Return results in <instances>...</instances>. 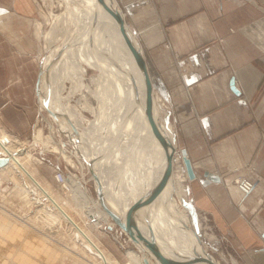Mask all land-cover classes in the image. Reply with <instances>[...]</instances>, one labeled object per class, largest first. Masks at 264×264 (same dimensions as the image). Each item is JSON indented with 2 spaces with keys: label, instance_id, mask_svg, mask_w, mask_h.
Segmentation results:
<instances>
[{
  "label": "bare ground",
  "instance_id": "obj_1",
  "mask_svg": "<svg viewBox=\"0 0 264 264\" xmlns=\"http://www.w3.org/2000/svg\"><path fill=\"white\" fill-rule=\"evenodd\" d=\"M50 1V4L55 3L53 6L55 5L59 12L51 14L50 28L43 35L46 45L38 56L41 57L43 51L47 53L42 57L41 74L39 72L37 78L38 86H41L42 91H40L42 100L40 107L43 110H50L58 129L63 128L74 141L75 147L78 148L76 147L77 152H73L71 156L76 158L82 169L85 164L91 170L90 178L95 179L97 183L95 184L100 186L104 201L102 203L100 198L89 194L84 174L75 181L70 177V180L72 178L70 182L74 185L71 192L75 201L74 205L78 209V217L92 220L95 227L103 226L104 223L113 227L117 224L109 216L107 210H111L119 215L122 222H126L128 208L140 196L150 192L163 177L170 158V178L154 201L138 207L137 228L144 239H150L151 232L162 250L176 259L183 260L195 255L215 259L207 249L209 245L200 240V235L203 234L200 223L195 226L198 235L193 231L189 209L184 204L186 203L183 197L185 190L181 186V183L189 179L181 154V163H179L176 151L171 154L169 146L153 132L149 125L144 109L143 77L118 31L117 24L97 0ZM106 1L123 16L132 39L142 50L136 34L127 24L117 1ZM35 33L42 36L40 23H37ZM90 69L95 70V73L86 77ZM67 82L73 84L74 89L82 88L80 98L76 100L79 109L69 105L62 96ZM89 97L96 102H91L92 99L89 100ZM153 104V112L160 130L167 139L171 140L172 136L166 130L164 121L168 111L159 105L154 92ZM81 109L88 110L93 117H84L79 113ZM2 128L0 126V158L7 161L0 166V172H5L6 177L15 183V187L20 193H24L25 197L34 190L37 196L34 197L35 200H31L32 203L36 200L38 202L40 197L45 198V201L36 209V214L43 212L44 215H48H45L42 220L36 216L35 219L40 221L48 231L52 229V226L65 227L89 250V253L91 252L97 258L100 264H117L116 260L100 248L87 231L88 229L70 213L71 210L68 211L56 199L52 191L35 178L25 164V160L31 156V153L20 151L24 141H20L15 135ZM168 128L174 129L170 123ZM35 132V142H41L45 146L52 145L54 150L63 154L64 150L52 143V135H44L41 128ZM175 137L177 139V133ZM178 146L175 147L176 150ZM120 154L125 159L126 171L116 177L106 169L105 163L112 162V158L116 161V157ZM174 165L178 166L176 173L172 172ZM20 178L25 181V187L20 183ZM251 180L254 188V180ZM174 186L178 201L172 197ZM233 187L241 198L246 197V194L242 193V195L238 191L234 183ZM181 211L188 215L186 220ZM117 227L125 233L118 225ZM126 236L138 248L135 250L129 247L126 250L125 253L129 257L128 264H145L144 258L149 264H160L144 242L140 239L134 241L127 234ZM44 247L50 252L49 247Z\"/></svg>",
  "mask_w": 264,
  "mask_h": 264
},
{
  "label": "crops",
  "instance_id": "obj_2",
  "mask_svg": "<svg viewBox=\"0 0 264 264\" xmlns=\"http://www.w3.org/2000/svg\"><path fill=\"white\" fill-rule=\"evenodd\" d=\"M20 1L0 0V31L28 12ZM118 2L196 172L186 182L190 207L208 212L243 264H264V0ZM24 74L0 69L5 124L29 121V104L10 103V78ZM235 172L254 180L247 197L233 187Z\"/></svg>",
  "mask_w": 264,
  "mask_h": 264
},
{
  "label": "rangeland",
  "instance_id": "obj_3",
  "mask_svg": "<svg viewBox=\"0 0 264 264\" xmlns=\"http://www.w3.org/2000/svg\"><path fill=\"white\" fill-rule=\"evenodd\" d=\"M19 3L28 12L24 14L23 18H10L8 20L9 28L1 29L0 31V69H12L17 74H21V71L25 70L24 76L10 78L12 81V86L10 87V98L12 100L10 103L18 108L29 104V121L27 124H17L16 122L5 124L3 113L0 110V126L5 128L10 134L15 135L20 141H24L20 146V151H29L31 153V156L25 160V164L33 172L35 178L42 185L48 187L68 211L71 210L70 213L77 218L80 224L88 229L87 231H89L100 248L116 260L117 264H128L129 257L125 253L126 250L129 247L135 250H138V248L128 240L126 234L119 230L117 225L111 226L110 229L107 228L108 225L105 223L103 226L95 227L92 220L78 217V209L74 205L75 201L71 192L74 185L70 181L72 178L75 181L76 178L84 174L89 194L98 198L93 185L94 179L90 178L92 172L85 164L83 169L79 166L76 158L71 156L73 152H77V146L75 147L74 141L69 137L68 133H65L63 128L58 129L57 122L52 118L51 111L43 110L40 107L42 102L41 86H37L35 93L33 90V85L34 83L36 84L38 73L41 70L42 57L47 54L43 51L41 57H38L40 51L46 45L43 35L50 28L52 12L56 13L59 10H57L55 5L53 6L55 3L50 4V0H21ZM117 3L119 6L118 0ZM37 23L41 25L42 36H38L35 33ZM127 24L129 25L128 22ZM94 73L95 70L90 69L86 77ZM0 79L5 80L6 78ZM21 80L25 84L19 83ZM16 82L17 84H15ZM72 85L69 82L65 83L62 96L65 97L69 105L79 109L77 107L79 104L76 100L80 98L82 88L74 89ZM154 94L160 106L168 111L169 123L174 128L169 100L163 98L158 92L157 94L154 92ZM91 99L89 97V100ZM91 102L95 103L96 101L92 99ZM79 113L86 118L93 117L86 109H81ZM38 128H41L44 135H52V143L56 146L59 145L58 147L64 150L63 154L54 150L52 145L45 146L41 142H35L34 135ZM178 147L176 155L179 163H181L179 150L181 146L179 145ZM65 155L69 156L68 159ZM116 158V161L112 158V162L108 164H106V161L105 165L109 172L119 177L126 171V162L121 154ZM176 166L172 167L173 173L177 172ZM57 172L63 174L64 181L56 180ZM235 173H233L234 176L246 175ZM234 176L231 179L232 183ZM70 177H72L71 180ZM116 177L115 180L117 181ZM19 181L25 187V181L21 178ZM181 186L185 190L184 201L188 205V209H190L186 182L181 183ZM172 189V197L175 201H178V197L175 194V186ZM0 191V264H100L97 258L91 252L89 253V250L65 227L56 228L52 226V229L48 231L40 221L35 219V216L40 218V213L37 212L36 214V209L45 201V198L40 197L38 202L36 200L32 203L37 193L31 190L25 197L24 193H20L18 188L15 187V183L6 177L5 172H0ZM193 212L190 215L192 226L200 223V229L203 232L200 235V240L209 245L208 251L215 255L223 264H243L233 247V240L218 229L208 212H202V217L199 214H195V211ZM181 214L184 216V220L188 218L185 212L181 211ZM207 235L212 237L207 238ZM42 243H44L43 246ZM44 246L49 247L50 252Z\"/></svg>",
  "mask_w": 264,
  "mask_h": 264
},
{
  "label": "water",
  "instance_id": "obj_4",
  "mask_svg": "<svg viewBox=\"0 0 264 264\" xmlns=\"http://www.w3.org/2000/svg\"><path fill=\"white\" fill-rule=\"evenodd\" d=\"M104 9L108 12V14L113 18L115 23L117 24L118 31L120 32L125 44L128 46L135 62L138 68L141 71L142 77H143V83H144V109H145V115L149 122V125L153 132H155L160 139L164 140V143L167 144L171 150V154L176 151V146H178V141L175 137V130H170L168 128L169 124V116L164 120L165 121V128L168 130V132L171 134L172 139L169 140L165 137L164 133L160 130V127L157 122V118L153 112V84L148 72L147 64L145 57L143 55L142 50L140 47L134 42L132 39L129 30L126 28V25L124 23L123 16L120 14V12L116 9H114L106 0H97ZM140 44V43H139ZM141 46V45H140ZM38 86V80L36 83V87ZM37 91V89H36ZM160 130V131H159ZM161 133V134H160ZM180 154L184 163L185 172L187 174V177L189 179H195L196 178V172L192 166V163L190 159L188 158L187 151L184 147H181ZM169 154V156L171 155ZM6 159L0 158V166L4 165L6 163ZM171 175V159H168V164L165 169V173L163 177L153 186V188L150 190V192L146 193L144 196H140L127 210L126 212V222H122L119 215L114 213L111 210H106L109 213V216L112 218V220L130 237L132 240L137 241L141 240L144 242V245L151 250V252L154 254L155 258H157L160 262V264H195L200 262H206L208 264H223L220 263V260L214 255L215 259H212L208 256L204 255H195L193 257L185 258L183 260L176 259L168 254H166L160 245L155 241L154 236L150 232V239H144L143 235L139 232L137 225H136V212L138 207L140 205H146L154 201L156 196L161 192V190L166 186L168 179ZM203 176L208 178L209 180L219 182L220 176L219 174L212 172V171H204L202 173ZM95 179L93 180L94 189L96 192V195L98 198H100L101 202L103 203L102 193L99 185L95 184ZM186 207L188 206L186 203H184ZM189 215H192L193 209H189ZM48 215V214H45ZM44 213H40L39 217L43 219L45 216ZM194 216V215H193ZM53 225V224H52ZM193 231L196 235H198V231L193 225ZM108 229H110V226H107ZM199 237V236H198ZM144 263L149 264L147 259L144 258Z\"/></svg>",
  "mask_w": 264,
  "mask_h": 264
},
{
  "label": "built area",
  "instance_id": "obj_5",
  "mask_svg": "<svg viewBox=\"0 0 264 264\" xmlns=\"http://www.w3.org/2000/svg\"><path fill=\"white\" fill-rule=\"evenodd\" d=\"M55 178H56L57 181H64V177H63V174L61 172H57ZM258 178H260V177H258ZM233 183H234V185L237 186L238 191L241 194L242 193L246 194L245 195L246 197L248 195H250V193L253 190V181L249 177H247L246 175H236V176H234Z\"/></svg>",
  "mask_w": 264,
  "mask_h": 264
}]
</instances>
